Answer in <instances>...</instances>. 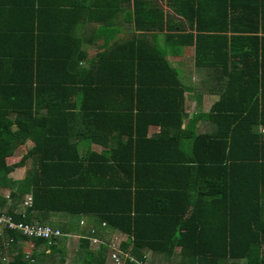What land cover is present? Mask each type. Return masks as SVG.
Instances as JSON below:
<instances>
[{"label": "trees", "instance_id": "trees-1", "mask_svg": "<svg viewBox=\"0 0 264 264\" xmlns=\"http://www.w3.org/2000/svg\"><path fill=\"white\" fill-rule=\"evenodd\" d=\"M165 6L0 0V264H264V0Z\"/></svg>", "mask_w": 264, "mask_h": 264}, {"label": "rangeland", "instance_id": "rangeland-1", "mask_svg": "<svg viewBox=\"0 0 264 264\" xmlns=\"http://www.w3.org/2000/svg\"><path fill=\"white\" fill-rule=\"evenodd\" d=\"M158 3L160 4V6L162 7V9L164 11H167L168 8L165 6V0H158ZM128 28V25L126 26H122V31H121V35L123 34V32L126 31V29ZM89 54H93L96 49L94 48H90L89 50ZM191 53L192 52H186L185 53V56L184 57H168L170 63L172 66H175L177 67L179 64H189L191 63ZM184 58V59H183ZM190 62H189V61ZM182 61V62H181ZM199 73H197V71L193 75H191L190 77H184L183 78V82L185 83V94L187 96V100H186V110L187 112H193L194 111V104H193V101H191L190 99V96L192 94V92L195 91V87L196 86H200L202 85L203 82H205V80L208 78L203 71H198ZM187 73H189V71H187ZM202 91H204V89H202ZM216 99L215 96H209L204 92L203 94V103H202V107L204 110H207L209 108V106L211 105V103ZM203 126L200 128L201 130H203ZM28 144H25L21 150L17 151L12 157L8 158L7 159V163H13V162H16L20 159L23 151L25 150V148L27 147ZM115 145V139L112 138L111 141H110V144L108 145V149L109 148H113ZM25 174V168L24 167H21V168H17L15 169L12 173H10V176L13 177L14 179H20L24 176ZM74 242V241H72ZM72 260H70V257L67 261V264H69Z\"/></svg>", "mask_w": 264, "mask_h": 264}, {"label": "built area", "instance_id": "built-area-1", "mask_svg": "<svg viewBox=\"0 0 264 264\" xmlns=\"http://www.w3.org/2000/svg\"><path fill=\"white\" fill-rule=\"evenodd\" d=\"M0 224H3L4 226L6 225L11 229H18L22 231L24 235L29 237H42L48 239L60 235L58 230H54L48 226H41L38 224L24 225L22 223H15L12 221L11 217L7 215H0Z\"/></svg>", "mask_w": 264, "mask_h": 264}, {"label": "crops", "instance_id": "crops-1", "mask_svg": "<svg viewBox=\"0 0 264 264\" xmlns=\"http://www.w3.org/2000/svg\"><path fill=\"white\" fill-rule=\"evenodd\" d=\"M179 65H180V64H179ZM179 65H178V66H179ZM181 65H182V64H181ZM198 73H199V72H198ZM205 93H206V91H205ZM206 94H207V93H206ZM193 104H194V102H193ZM194 105H195V104H194Z\"/></svg>", "mask_w": 264, "mask_h": 264}]
</instances>
